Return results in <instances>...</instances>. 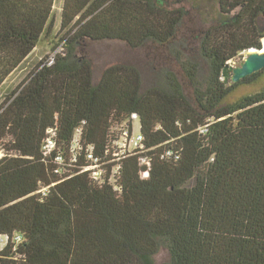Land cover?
Instances as JSON below:
<instances>
[{
  "label": "trees",
  "instance_id": "1",
  "mask_svg": "<svg viewBox=\"0 0 264 264\" xmlns=\"http://www.w3.org/2000/svg\"><path fill=\"white\" fill-rule=\"evenodd\" d=\"M209 1L215 17L200 42L207 80L199 63L180 60L193 104L171 73L145 92L129 65L94 83L79 53L89 41L181 46L179 0H64L53 38L60 52L0 109V236L9 239L0 264H158L162 248L163 264H264V88L226 102L264 70L223 81L228 63L263 49L264 0ZM54 6L0 0V89L54 34ZM134 114L144 149L116 161L107 154L113 131ZM50 129L56 146L46 156ZM88 154L105 170L100 182L85 171Z\"/></svg>",
  "mask_w": 264,
  "mask_h": 264
},
{
  "label": "rangeland",
  "instance_id": "2",
  "mask_svg": "<svg viewBox=\"0 0 264 264\" xmlns=\"http://www.w3.org/2000/svg\"><path fill=\"white\" fill-rule=\"evenodd\" d=\"M200 2V7H199ZM64 0H55L54 17L55 31L50 37H44L29 58L14 71L5 81L0 89V109L5 105L9 96L19 86L24 84L32 71L41 61H50L60 52L62 44L55 49V38L60 31L61 15ZM184 7L186 15L177 33V40L181 41V46L176 43L172 47L179 51L180 56L176 57L172 53L173 48L167 45H159L147 42L140 48H131L122 41H89L81 53L85 55L91 63L94 83L99 82L105 70L113 65H129L136 67L142 75V92L159 86L165 82L166 74L171 73L182 85L189 100L195 104L194 89L191 87L186 74L183 72L180 60H191L201 66V79L207 80L209 65L200 57L201 39L204 31L212 23L215 17V5L209 0H179L178 7ZM212 7V8H211ZM212 9V10H211ZM211 11V13H210ZM64 34V33H63ZM264 51V39H263ZM248 52L241 57L230 62L231 66L238 68L242 66ZM234 71H229L228 86L234 84ZM205 80V81H206ZM205 86V85H204ZM264 88V74L253 85L241 86L236 89L226 100L227 103H234L240 98L254 94ZM136 131L140 130L139 121H135ZM169 252L162 248L156 257L158 264H163L169 260Z\"/></svg>",
  "mask_w": 264,
  "mask_h": 264
},
{
  "label": "built area",
  "instance_id": "3",
  "mask_svg": "<svg viewBox=\"0 0 264 264\" xmlns=\"http://www.w3.org/2000/svg\"><path fill=\"white\" fill-rule=\"evenodd\" d=\"M135 121L138 120L137 115L132 116V124L131 126L128 123H125L118 129L113 131V140L111 141L107 154H111L116 161H120L121 159L130 156L137 151H142L144 149V136L141 131H136ZM56 133L54 130H48V136L43 146V151L46 156H48L56 146ZM170 154V153H169ZM2 152L0 151V156ZM57 162L64 164V157L58 154ZM88 160L91 162L90 166L85 169V171L92 172V178L97 181H101L102 177L105 175V170L101 169L99 166V159L94 158L93 155L88 154ZM142 163H147V159H143ZM119 170V167L114 168L112 172V176H114ZM111 179H113L111 177ZM45 193V190H44ZM18 239V238H17ZM7 236H0V250H2L8 244Z\"/></svg>",
  "mask_w": 264,
  "mask_h": 264
},
{
  "label": "water",
  "instance_id": "4",
  "mask_svg": "<svg viewBox=\"0 0 264 264\" xmlns=\"http://www.w3.org/2000/svg\"><path fill=\"white\" fill-rule=\"evenodd\" d=\"M234 71L233 82L237 83L242 79L264 70V51L252 50L248 52L242 66L234 68L230 63L223 70V81L228 85L229 71Z\"/></svg>",
  "mask_w": 264,
  "mask_h": 264
}]
</instances>
